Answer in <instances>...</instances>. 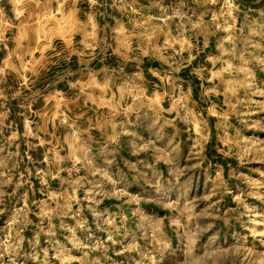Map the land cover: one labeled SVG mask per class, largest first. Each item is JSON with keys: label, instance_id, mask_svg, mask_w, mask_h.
<instances>
[{"label": "rangeland", "instance_id": "obj_1", "mask_svg": "<svg viewBox=\"0 0 264 264\" xmlns=\"http://www.w3.org/2000/svg\"><path fill=\"white\" fill-rule=\"evenodd\" d=\"M0 264H264V0H0Z\"/></svg>", "mask_w": 264, "mask_h": 264}, {"label": "crops", "instance_id": "obj_2", "mask_svg": "<svg viewBox=\"0 0 264 264\" xmlns=\"http://www.w3.org/2000/svg\"><path fill=\"white\" fill-rule=\"evenodd\" d=\"M96 1L98 2L99 0H96ZM97 25L101 30L105 28L101 23ZM215 74H216V77H218L219 75H221V71H216ZM166 137L167 135L165 133H162V135L160 136L156 134H150L148 137V143L150 146L144 152L138 151L137 154L139 155V157H143V156L144 158L146 157L147 162L150 166L154 165L152 161H148V159L150 160L151 157H155L156 159H159L160 163L162 164L161 167H163V165H166L168 162H175L176 160L175 158L177 157H178V160L181 161L183 158L182 154L177 155V151H179V144L177 146V144L173 143L172 141L168 142L167 141L168 139H166ZM145 173L147 175V173H149V170L148 171L146 170ZM145 178L149 180L150 182H154L152 178L149 179V177L147 176H145ZM155 182H158V180H155Z\"/></svg>", "mask_w": 264, "mask_h": 264}]
</instances>
